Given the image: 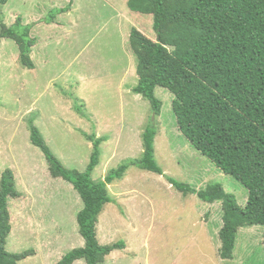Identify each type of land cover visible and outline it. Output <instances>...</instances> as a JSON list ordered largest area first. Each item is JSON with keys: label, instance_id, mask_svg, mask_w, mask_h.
Instances as JSON below:
<instances>
[{"label": "rangeland", "instance_id": "374dc122", "mask_svg": "<svg viewBox=\"0 0 264 264\" xmlns=\"http://www.w3.org/2000/svg\"><path fill=\"white\" fill-rule=\"evenodd\" d=\"M127 1L9 0L0 5L2 22L12 26L20 17L32 26L37 42L31 53L34 70L21 65L13 40L0 44V181L6 169L13 170L21 192L9 202L7 251L35 250L20 264H58L85 245L77 222L82 200L71 184L51 177L44 154L31 143L30 120L71 170L83 172L90 162L93 145L82 132L106 138L93 173L98 181L141 158L142 134L154 120L156 159L164 175L130 167L122 180L108 186L114 201L99 217L98 240L102 245L124 241L126 248L103 264H264V227L241 228L234 258L223 260L222 204L184 195L167 181L171 177L198 191L220 184L240 206L248 199L244 185L180 132L168 90H155L163 104L158 117L149 101L132 92L138 59L130 46L131 30L151 40L157 36L153 16L131 11ZM62 8L69 11L48 25L51 11Z\"/></svg>", "mask_w": 264, "mask_h": 264}, {"label": "trees", "instance_id": "16d2710c", "mask_svg": "<svg viewBox=\"0 0 264 264\" xmlns=\"http://www.w3.org/2000/svg\"><path fill=\"white\" fill-rule=\"evenodd\" d=\"M8 2L0 0V5ZM127 5L135 13L153 16L157 36L151 40L137 28L131 30L130 46L138 59V83L132 92L149 101L153 115L158 117L163 104L155 90H168L174 96L172 110L180 132L196 151L248 191L246 205L240 206L220 184H209L198 191L167 177L184 195L222 204L220 257L231 260L239 230L264 227V0H128ZM67 11L52 10L46 23L53 24L56 16ZM21 21L18 17L8 26L0 18V44L3 39L13 40L21 65L34 70L31 53L37 42L31 36L32 26ZM77 111H81L78 106ZM29 131L31 143L45 156L51 177L71 184L83 203L77 222L85 245L66 253L58 264L79 260L103 264L114 251L124 250V241L102 245L97 225L105 206L114 201L108 186L122 180L130 167L164 175L156 159L155 121L142 134L141 158L109 171L99 181L93 179V173L100 164L101 145L106 138L82 132L93 151L86 170L81 172L62 163L34 120L29 121ZM20 197L14 172L6 169L0 181V264H20L36 255L33 249L22 253L6 249L12 231L9 202Z\"/></svg>", "mask_w": 264, "mask_h": 264}]
</instances>
